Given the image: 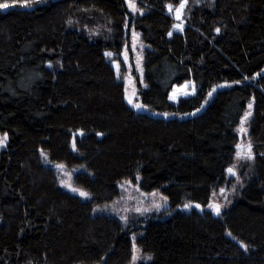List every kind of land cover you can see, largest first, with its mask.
Listing matches in <instances>:
<instances>
[{"label": "trees", "instance_id": "trees-1", "mask_svg": "<svg viewBox=\"0 0 264 264\" xmlns=\"http://www.w3.org/2000/svg\"><path fill=\"white\" fill-rule=\"evenodd\" d=\"M135 1L143 15L125 0L0 9V132L8 134L0 153V264H131L133 235L152 257L139 264H264V0H188L182 32H173L166 7L178 0ZM133 29L146 46L139 98L168 116L127 103L104 55L118 58ZM189 80L195 95L171 102L174 86ZM246 111L254 164L229 211L177 208L131 215L125 225L109 210L120 185L138 175L143 190L161 189L173 206H206L227 181ZM41 149L74 172L72 184L90 199L61 186Z\"/></svg>", "mask_w": 264, "mask_h": 264}, {"label": "rangeland", "instance_id": "rangeland-1", "mask_svg": "<svg viewBox=\"0 0 264 264\" xmlns=\"http://www.w3.org/2000/svg\"><path fill=\"white\" fill-rule=\"evenodd\" d=\"M203 1H208V0H200V2H203ZM135 3H136L138 8L143 9V13H144L145 9L140 7L136 1H135ZM194 4H197L196 0H195ZM184 28H185V23H183V30H184ZM133 31L136 34L135 39H133V36H132ZM175 31L176 30L173 29V32H175ZM178 32H180V31H178ZM125 47H127V54H128L127 60H125V58H124ZM125 47H124L123 51L121 52V54L118 58H114L112 56L111 58L107 57V59L111 62V64L116 69V71L117 72L119 71L120 76H121L120 80L123 81L125 88H127V90H128V93L129 94L135 93L136 99L134 100V102L142 103L140 98H139V93H140V90L142 88L147 87V83H146V79H145V65H144V61H145L144 53H145L146 46H145L144 41L141 38V34L136 29L131 30L130 36L125 43ZM117 64H119V69H117ZM141 69L143 72L142 77H141V71H140ZM193 83L194 82L192 80H189V81H186L180 85H175L170 96L172 95L174 90H180V91H178L177 99L176 100L170 99V101L177 103V102H179V100L181 98L193 96L191 94L188 96L183 95L184 91H187L189 93L192 92L191 85ZM186 84L188 85V87H185ZM195 93H196V85H195ZM125 100L127 101L126 98H125ZM251 104L253 106V102H251ZM135 110L137 112H146V113H149L152 115L162 116L161 113L151 111L146 106H145L144 110H137V109H135ZM244 127H246L247 132L243 134V139H242L241 134L239 132V135H240L239 144L242 142L246 144L248 141H250L249 140L248 125L245 124ZM4 134L5 133L0 132V136H3ZM7 145H8V134H7ZM6 147L0 148V153ZM48 161H49L48 164H51L53 167H55L57 170L60 171L61 175L63 176V182L65 184H68V185L74 187V185L72 184V178L74 176V172L70 171L69 169H66V167L58 169L56 167L57 166L56 164H54L50 160H48ZM234 164L237 165L236 171H237L238 175L240 176V182L239 183L237 182L235 176H232V175L227 173V181L223 185L219 186L214 191L216 195L213 196V194H212L210 199H209V203L210 202H217V203H220L221 205H223L222 213L220 216H222V214L224 212L229 211L232 208V206L235 203L236 198L238 197V195L242 192V190L246 186L247 178L252 173L254 159L250 160V161H237L235 159ZM138 176H139V180H136L135 182L133 180L129 179L131 181L130 185L125 184V181H129V180H125L121 184V185H124L123 187H121L122 188L121 196L111 206H109V208H111V209H109V210H111V212L119 214V216L139 215L138 213L135 212V208H137V207H145V208L151 207L153 202L155 201V202L162 203L164 205L160 211H165L166 215H168V214L172 213L177 208H179L181 210H191V209H185L184 208V205L187 203H192L193 205L196 204L193 202H185L183 205L173 206L169 197L161 189H155V190H151V191L143 190L140 186V181H141L142 177H141V175H138ZM233 185H235V187H236V191L234 193L232 192V186ZM75 188H78V187H75ZM221 188L225 189V194L228 197L227 202L224 200L223 197L220 196V189ZM65 189L69 191L68 188H65ZM78 189L85 191L84 189H81V188H78ZM85 192H87V191H85ZM153 193H155L154 196L152 195ZM73 194H75V193H73ZM76 195H78V194H76ZM89 196H90V194H89ZM165 196L167 197V201L162 200V197H165ZM83 199H85V198H83ZM201 207L204 209L203 211L212 212V210L209 209L207 207V205L204 207L203 206H201ZM192 209H197V208L193 207ZM197 210L201 211L200 209H197ZM107 212H110V211L107 210ZM152 212H158V211L153 210V211L147 212V213H152ZM146 214H144V215H146ZM212 214L214 216H217L214 212H212ZM217 217H219V216H217Z\"/></svg>", "mask_w": 264, "mask_h": 264}, {"label": "snow or ice", "instance_id": "snow-or-ice-1", "mask_svg": "<svg viewBox=\"0 0 264 264\" xmlns=\"http://www.w3.org/2000/svg\"><path fill=\"white\" fill-rule=\"evenodd\" d=\"M42 2H47V0H31V3L29 2V0H21V2L17 5L16 0H13V3L9 4V3H0V9H8L10 7H14V6H19V7H24V8H28V7H35L37 5H39ZM126 4H127V8L131 10V13L133 14H140L143 15V9L138 8L135 0H125ZM197 3L200 2V0H196ZM214 3V0H213ZM188 5V0H178V3L176 5L169 3L166 5L168 13L174 16V20L176 21V23L173 24V29L176 31H183V13L185 8ZM72 22L69 21V24H71ZM125 27H128V25H125ZM216 33L219 34L221 29L220 28H216L215 29ZM98 35V33H97ZM169 36L172 35V32L168 33ZM132 36L133 39H135V32H132ZM105 56L111 58L113 56L112 52H105L104 53ZM124 58L125 60H127L128 58V54H127V47H125V51H124ZM49 68L52 67L51 62L48 63L47 65ZM62 66V65H61ZM117 69H119V64H117ZM141 71V77L143 75L142 69ZM259 75V74H257ZM38 78V77H37ZM120 73L119 71L117 72V79H120ZM31 79V78H30ZM248 77H244V80H247ZM234 83L239 84L241 83V81H235ZM231 84H224V85H219L218 87H231ZM185 87H188V85L186 84ZM192 87V92L189 93L187 91L183 92L184 96H188V95H194L195 94V84L193 83L191 85ZM216 89L214 88L212 91L214 92ZM178 91L180 90H174L172 95L169 97V99L172 100H176L177 99V95H178ZM124 93H125V98L127 99V102L135 109L137 110H144L145 109V105H143L142 103H137L134 102V100L136 99L135 93L129 94L127 88L124 89ZM208 95L211 97L212 92H209ZM205 103H207V101H205ZM252 108V104L249 103L248 104V109ZM200 109H197V111H199ZM192 115H194L195 113H191ZM162 115L168 116L169 113H163ZM174 115V114H173ZM252 115L251 111H246L243 116L240 118V127L238 129V131L241 134V137L243 139V134L247 132L246 127H244V125L247 123L249 117ZM78 135L80 137H83L85 135V133L83 132V130H80ZM98 136H103V133H97ZM7 146V134L5 133L3 136H0V148H4ZM72 148L75 151L76 150V140H75V134L73 135V140H72ZM40 155L44 158L45 163H48V158L46 156V154L43 152V150H40ZM235 159L237 161H250L254 159V154L252 151V144L251 141H248L246 144L245 143H240L236 145V152H235ZM58 169L59 168H63L65 167L64 165H57L56 166ZM237 165H233L231 167L227 168V173L235 176L237 182H240V176L238 175L237 171H236ZM136 180H139V176L134 177ZM125 184H131V181H125ZM61 186L68 188L69 191H71L72 193L78 194L80 197H83L85 199H90L89 193L82 191L78 188L72 187L68 184H65L63 181H61ZM124 185H121V187H123ZM236 191V187L235 185L232 186V192L234 193ZM153 196L155 195V193L152 194ZM215 192H213V196H215ZM220 196L224 198V200L227 202L228 197L225 194V189L221 188L220 189ZM163 201H167V197H162ZM163 204L159 203V202H153L151 207H137L135 208V212L140 214V215H144L147 212H151L153 210L155 211H160L163 208ZM193 207L200 209L201 211H203L204 209L201 207L200 204H195L193 205L192 203H187L184 205L185 209H192ZM207 207L209 209L212 210V212H214L217 216H220L222 213V207L223 205H221L220 203L217 202H210L207 204ZM98 211V209H94L93 210ZM120 219L125 223V225H127L129 223V218L128 216H120ZM229 237H231L232 239L236 240L237 238L235 236H233L231 231H228L226 233ZM135 235H133L132 240H133V244H132V255H131V264H139L140 261H145V260H151L152 257H145L142 253V250L139 249L137 247V245L135 244ZM240 244V247L244 250V252H247L249 250V245L247 243H244L243 241H237Z\"/></svg>", "mask_w": 264, "mask_h": 264}, {"label": "water", "instance_id": "water-1", "mask_svg": "<svg viewBox=\"0 0 264 264\" xmlns=\"http://www.w3.org/2000/svg\"><path fill=\"white\" fill-rule=\"evenodd\" d=\"M23 10H25L26 8H22Z\"/></svg>", "mask_w": 264, "mask_h": 264}]
</instances>
